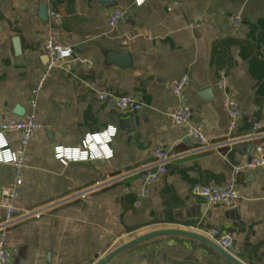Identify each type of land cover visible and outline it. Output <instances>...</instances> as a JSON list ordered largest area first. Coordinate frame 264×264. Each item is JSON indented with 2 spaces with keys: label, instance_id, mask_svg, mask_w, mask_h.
<instances>
[{
  "label": "crops",
  "instance_id": "0c3cea01",
  "mask_svg": "<svg viewBox=\"0 0 264 264\" xmlns=\"http://www.w3.org/2000/svg\"><path fill=\"white\" fill-rule=\"evenodd\" d=\"M42 5L49 7L48 22L41 19ZM53 10L61 14L59 24L51 21ZM116 10L126 17L111 27L108 16ZM51 35L71 48L73 60L52 72L39 97L43 126L27 147L18 222L8 232L12 264H90L155 230L208 237L212 228L234 233L232 254L246 264H264V167L245 168L264 144V0H146L140 6L135 0H0V120L23 117L15 113L18 107L31 110V90L49 61L44 42ZM110 52L130 53L132 67L109 63ZM223 68L226 89L219 85ZM186 73L191 122L210 143L228 144L199 150L186 125L174 124L178 99L171 84ZM102 91L135 98L144 108L120 111L99 98ZM227 95L243 110L232 134ZM110 128L111 159L63 164L55 158L56 146L76 148L86 135ZM252 134L257 138L248 140ZM7 139L20 146L16 134ZM155 148L174 158L144 198L136 171ZM236 167L244 168L235 205H209L194 194L196 184L227 183ZM12 180L13 167L0 163V199ZM3 214L0 206V221ZM109 264L225 261L200 240L169 235Z\"/></svg>",
  "mask_w": 264,
  "mask_h": 264
},
{
  "label": "built area",
  "instance_id": "2783aa9c",
  "mask_svg": "<svg viewBox=\"0 0 264 264\" xmlns=\"http://www.w3.org/2000/svg\"><path fill=\"white\" fill-rule=\"evenodd\" d=\"M146 0H135L137 6L142 5ZM126 17L124 10H116L108 16V23L111 27L117 26ZM52 23L59 24L61 14L57 10L50 12ZM234 20L239 21L238 18ZM44 51L49 58L43 71L38 76L29 99L31 110L23 117H11L0 120V163L11 165L13 167V180L10 184L3 186L1 189L0 206L4 214L0 221V264H12V252L8 247V232L18 222L17 199L24 185V175L29 167V158L27 147L33 141L36 133L42 128L36 109L39 97L49 80L52 72L57 67H62L73 60V54L70 47L60 44L54 35L49 36L44 42ZM76 60L92 65V61L87 58H77ZM189 81V74H183L179 79L173 81L171 89L178 99V106L173 112V121L175 125H186L187 135L199 143V150L217 149L227 143H210L203 129L191 122L192 111L185 98L186 87ZM219 85L226 89V69H221ZM99 98L111 103L120 111L139 112L144 108V104L139 100L127 96H117L113 93L102 91ZM225 105L229 114L228 131L234 133L241 124L243 110L239 103L230 95L226 96ZM257 125L255 126V129ZM114 129V128H112ZM115 130V129H114ZM8 134H16L20 146L13 148L7 139ZM115 134L106 130L101 133L88 134L84 137L81 145L76 148H67L58 145L54 148V156L63 164L76 161H87L96 159H111L113 151L108 147ZM248 140L257 138L255 134L248 137ZM229 141V140H228ZM111 153L109 155L108 153ZM9 154L13 159H6L5 154ZM171 153L163 148H155L151 152V160L144 166L137 169V173L142 177V188L139 191L140 196L150 197L153 186L159 181L161 176L168 170L173 160ZM264 167V144L257 148V154L252 157L251 161L245 168L255 169ZM233 169L231 179L223 185L196 184L193 186L195 195L202 197L209 205L233 206L239 199L237 189V180L241 169ZM27 212L25 216H29ZM209 238L216 242L220 247L229 253L235 250V235L233 232L225 231L220 228H212L207 232Z\"/></svg>",
  "mask_w": 264,
  "mask_h": 264
},
{
  "label": "water",
  "instance_id": "95a60500",
  "mask_svg": "<svg viewBox=\"0 0 264 264\" xmlns=\"http://www.w3.org/2000/svg\"><path fill=\"white\" fill-rule=\"evenodd\" d=\"M114 0H101V2L104 3H110ZM41 19L44 22L49 21V7L48 5H42L41 6ZM15 43H17V49L19 51V39L15 40ZM108 62L111 64H117L122 68H130L133 65L132 57L130 53H117V52H110L108 54ZM15 113L19 116H23L25 114V111L18 107L15 111ZM264 141V139H263ZM169 235H176V236H184L188 238H193L200 240L210 247H212L219 255L222 257V259L225 261V264H246L241 258L235 256L232 253H229L225 251L222 247H220L216 242H214L212 239L192 232V231H185L180 229H161V230H155L143 235H140L133 240L124 243L123 245L117 247L116 249L112 250L108 254L99 257L98 255L95 256L96 260H93L90 262V264H109L112 260H114L116 257L121 255L122 253L136 247L137 245L150 240L155 237L159 236H169Z\"/></svg>",
  "mask_w": 264,
  "mask_h": 264
},
{
  "label": "clouds",
  "instance_id": "9594fccd",
  "mask_svg": "<svg viewBox=\"0 0 264 264\" xmlns=\"http://www.w3.org/2000/svg\"><path fill=\"white\" fill-rule=\"evenodd\" d=\"M109 131L114 133L115 130L110 128ZM0 140H2V137H0ZM108 154L111 155L110 151ZM5 157H6V159H13V157L7 153L5 154Z\"/></svg>",
  "mask_w": 264,
  "mask_h": 264
}]
</instances>
